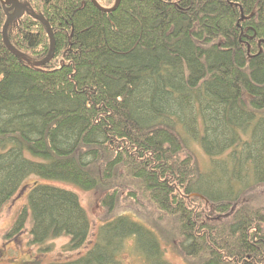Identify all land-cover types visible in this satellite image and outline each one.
I'll return each mask as SVG.
<instances>
[{"label":"trees","instance_id":"16d2710c","mask_svg":"<svg viewBox=\"0 0 264 264\" xmlns=\"http://www.w3.org/2000/svg\"><path fill=\"white\" fill-rule=\"evenodd\" d=\"M19 1L28 13L5 33L0 1V214L33 176L88 191L126 175L174 219L187 260L264 264V207L210 218L264 184V0H121L113 13L91 0ZM32 15L54 33L49 63L50 31ZM194 142L205 174L182 159ZM27 195L7 242L26 232L32 246L85 247L78 193L36 182ZM115 195L103 200L110 212ZM95 235L79 257L48 264H125L130 241L148 264H171L158 232L130 215Z\"/></svg>","mask_w":264,"mask_h":264},{"label":"rangeland","instance_id":"374dc122","mask_svg":"<svg viewBox=\"0 0 264 264\" xmlns=\"http://www.w3.org/2000/svg\"><path fill=\"white\" fill-rule=\"evenodd\" d=\"M13 33V35L16 36V33ZM185 156L191 158L194 166L196 165L202 174L207 173L211 167L209 157L207 154H204L201 146L196 142L189 144V149L184 151L182 159H184ZM36 182L57 184L61 187H67L76 194L78 193L80 203H82L85 208L92 224L90 238L85 247L79 252L67 253L65 251L64 246L69 243V238L66 237H60L49 241L44 246H32L30 244V238L26 232L9 242L4 239V235L14 224L17 216L27 203L28 189ZM136 182L138 181L128 178L126 175H122L113 187L105 188L99 186V188L95 190L83 191L78 187L63 182L41 180L35 176L28 178L24 183L25 185L23 189L17 192L13 199L3 206L4 208L0 214V264H48L56 260L58 261L59 259L70 260V258H77L80 254L85 253L91 247V244L96 238L95 234L104 221H108L111 218L122 214H127L132 218L139 219L158 232L168 262L171 264H196V262L191 259L187 260L180 252L179 245L181 243V237L177 230V225L173 221L174 219L169 215L161 213L156 205L149 200L145 191L141 190ZM114 193L116 194L115 198L117 204L110 212L104 206L103 200L110 194ZM242 205H247L253 208L264 207V184L254 186L247 193L242 194L239 201L232 206L227 215H220L221 218H217L216 216L218 215L213 213L210 218L221 219V224L230 223V221L233 220L232 217L234 213L237 209L241 208ZM199 209H202V211L203 209L206 210L207 206L201 203ZM210 221L214 224L217 222L212 221L211 219ZM30 225L31 223L28 222L27 227L29 229ZM261 227L264 230V224ZM127 244L128 245L121 257L125 264H148L135 251V249H133L131 241ZM47 247H49L50 250L47 252L42 251L43 248Z\"/></svg>","mask_w":264,"mask_h":264},{"label":"water","instance_id":"95a60500","mask_svg":"<svg viewBox=\"0 0 264 264\" xmlns=\"http://www.w3.org/2000/svg\"><path fill=\"white\" fill-rule=\"evenodd\" d=\"M2 2L4 11L7 14V19L5 21V26L3 29V33L6 32L8 26L13 23L16 19H19L21 17H23L26 13H28L27 11V7H24L20 4L19 0H0ZM92 3L94 4V6L96 8H98L101 12H105V13H113V11H116L119 8V5L121 3V0H116L115 5L112 7V9H106L102 6H100L97 2V0H91ZM34 19L39 20L41 22H43L47 28L50 31V35H51V42H52V50H51V55L49 57V59H47L45 61V63H49L50 60L54 57V51H55V46H56V42L54 39V33L51 30V27L49 25V23L43 19H41L38 15H32ZM25 61L27 63H30V60L25 59Z\"/></svg>","mask_w":264,"mask_h":264}]
</instances>
